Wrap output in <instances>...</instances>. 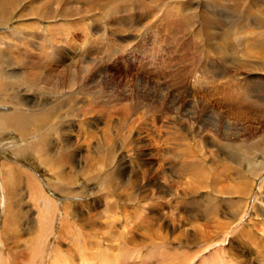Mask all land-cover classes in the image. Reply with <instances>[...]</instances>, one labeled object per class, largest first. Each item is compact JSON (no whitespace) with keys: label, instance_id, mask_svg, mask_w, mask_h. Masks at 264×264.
Instances as JSON below:
<instances>
[{"label":"rangeland","instance_id":"rangeland-1","mask_svg":"<svg viewBox=\"0 0 264 264\" xmlns=\"http://www.w3.org/2000/svg\"><path fill=\"white\" fill-rule=\"evenodd\" d=\"M9 1H3L12 5L4 7L0 22V115L42 112L44 120H26L20 132L0 127V175L7 167L29 175L51 207L40 213L34 192L9 173L2 191L0 177L1 263L44 264L47 256L37 260L36 251L50 231V244L59 243L67 257L72 253L69 259L83 251L89 264H119L124 254L133 262L140 243L145 264H264V63L252 61L246 50L253 39L249 29L224 35L219 0H132L126 15L111 0H100L101 10L94 11L81 0L72 2L77 8L62 6L64 0ZM186 5H199L196 14L183 11ZM68 12L70 31L63 30ZM38 13L53 21L46 25ZM128 27L136 31L125 43L120 31L130 35ZM174 28H181L176 36ZM210 77L220 82L211 85ZM146 87L155 89L146 93ZM194 99L205 100L209 114ZM42 147L50 149L48 157L37 155ZM45 216L52 217L48 224ZM125 241L130 250L118 253Z\"/></svg>","mask_w":264,"mask_h":264},{"label":"bare ground","instance_id":"bare-ground-1","mask_svg":"<svg viewBox=\"0 0 264 264\" xmlns=\"http://www.w3.org/2000/svg\"><path fill=\"white\" fill-rule=\"evenodd\" d=\"M3 1H6V0H0V22H1V20H2V17H3V14H4V11H3V14H2V10H4V7H8V6H11L12 4H9V2H8V6H6V2H3ZM27 1V0H26ZM54 1V0H53ZM63 1V0H62ZM75 1L76 0H64V5H62V6H68L69 4H71V7L73 6V8H77V6H75L74 7V5H72V2H74L75 3ZM79 1V0H78ZM81 1H83L82 2V5H87L88 7H91L90 9H93L92 7L94 6V8L96 9V7L97 6H99L100 4H99V2H100V0H81ZM102 1V0H101ZM103 1H105V0H103ZM111 1H113V2H115L116 4L117 3H119V5H118V8L119 9H121L120 10V13L123 15H126V13L128 12V9L127 8H129V6H127L128 4H130V2L132 1V0H111ZM135 1V0H134ZM133 1V2H134ZM203 2L205 1V0H202ZM208 1V0H207ZM11 2H13V0L11 1ZM21 2H22V0H21ZM23 2H24V0H23ZM34 2H37V0H29V3H34ZM48 2V1H47ZM59 2V1H58ZM80 2V1H79ZM107 2V1H106ZM113 2H112V6H113ZM210 2V1H209ZM213 4H215V7L216 8H218L219 6L217 5V2L216 1H211ZM18 2H16V4H17ZM26 3V2H25ZM28 3V4H29ZM50 3V2H49ZM62 3V2H61ZM73 3V4H74ZM84 3V4H83ZM174 3H177V1H174ZM219 3L221 4V6H222V8H223V11H224V15L225 16H220L219 17V25L221 26V31L223 32V34L224 35H226V34H228L229 32H231V31H233V30H237V29H244V28H248L249 29V36L250 35H252L253 36V39H252V41L251 42H249V43H247L246 44V50L250 53V56H251V59H253L252 61H254L255 59L256 60H258V61H262L263 63H264V0H219ZM2 4H4V6L2 5ZM19 4H20V2H19ZM23 4V3H22ZM56 4V2L54 3V5ZM105 4H109V3H105ZM206 4H208V3H206ZM27 5V4H26ZM50 5H52V4H50ZM53 5V6H54ZM57 6L56 7H60L59 6V3H57L56 4ZM61 5V4H60ZM77 5V4H76ZM17 6V5H16ZM28 6V5H27ZM26 6V7H27ZM61 6V7H62ZM87 6H84V7H86V9L87 10H90V9H88L87 8ZM96 6V7H95ZM102 6V5H101ZM105 6V5H104ZM103 6V7H104ZM107 6V5H106ZM110 6V5H109ZM109 6L107 7V8H109ZM114 6H116V5H114ZM199 5H196L195 6V8L193 9V10H191V8H190V6L189 5H186L185 7H182V10L184 11H186V12H194L195 14H196V9H197V7H198ZM14 7V6H13ZM47 7V6H46ZM55 7V6H54ZM60 7V8H61ZM68 7H70V6H68ZM70 7V8H71ZM84 7H82L81 9H84ZM203 7L205 8V4L203 5ZM211 7V6H210ZM10 9L12 8V7H9ZM19 8V7H18ZM27 8H29V7H27ZM47 8H49V7H47ZM62 8H65V7H62ZM100 8H102V7H100ZM100 8H98L97 7V9H100ZM106 8V7H105ZM114 8V7H113ZM204 8H202L201 6H200V11L201 10H203ZM209 8V7H208ZM20 10L22 9L21 7L19 8ZM24 9V8H23ZM26 9V8H25ZM34 9V8H33ZM32 9V13H33V11L34 10H36V8L33 10ZM49 9H51V8H49ZM54 9V11H55V8H53ZM52 9V10H53ZM59 9V8H58ZM66 9H68V8H65V10ZM80 9V10H81ZM86 9H84L85 11H87ZM175 9H176V7H175ZM9 9H7V11H8ZM14 10H15V8H14ZM57 10V9H56ZM64 9H62V11H63ZM63 11V12H65L66 13V11ZM76 9H74V10H72V11H75ZM79 9H77V11H78ZM83 10V11H84ZM101 10V9H100ZM109 10V9H108ZM107 10V11H108ZM207 10V9H206ZM210 10V9H209ZM241 10L243 11V12H241ZM6 11V12H7ZM10 11V10H9ZM18 11V10H17ZM23 11V10H22ZM26 11V10H25ZM30 12H31V10H29ZM71 11V12H72ZM76 11V12H77ZM82 11V10H81ZM82 11V12H83ZM91 11V10H90ZM90 11H87V12H90ZM93 11H94V9H93ZM96 11H98V10H96ZM177 11V10H176ZM38 12H39V9H38ZM71 12H68L67 14L69 15H71L72 16V14H71ZM75 12V13H76ZM80 12V11H79ZM86 12V13H87ZM210 12V11H209ZM22 13H24V12H22ZM26 13V12H25ZM37 13V12H36ZM44 13V12H43ZM52 14H53V12H51ZM55 13H56V11H55ZM59 13V12H58ZM207 13H208V11H207ZM211 13V12H210ZM5 14H8V13H5ZM13 14H14V12H13ZM17 14V13H16ZM42 14V13H41ZM57 14V13H56ZM62 14H64V13H62ZM66 14V15H67ZM76 14H78L79 15V13L77 12ZM81 14V13H80ZM82 14H84V15H86L85 17H87V14H85L84 12L82 13ZM82 14H81V16H82ZM103 14H105L104 12H103ZM138 14V13H137ZM209 14V13H208ZM11 15V14H10ZM19 15V14H18ZM21 15V14H20ZM38 15H39V13H38ZM58 15V14H57ZM67 15V16H68ZM68 16L69 17V19L68 20H66V19H64L62 16V19H64L65 21L63 22V23H68L69 22V20L71 19V16ZM108 15V14H107ZM135 15V14H134ZM151 15V14H150ZM200 15V14H199ZM8 16V15H7ZM14 16V15H13ZM32 16L33 15H31V17H27L28 19L29 18H32ZM50 16H51V14H50ZM56 16V15H55ZM74 16V15H73ZM76 16V15H75ZM90 16V15H89ZM194 16V15H193ZM201 16V15H200ZM203 14H202V17H201V19L203 18ZM19 17V16H18ZM18 17H16L17 18V20L18 19H20V17H22V15L18 18ZM36 17V16H35ZM39 17H40V15H39ZM57 17V16H56ZM56 17H54V18H56ZM60 16L58 15V18H59ZM80 17V16H79ZM83 17V16H82ZM81 17V18H82ZM84 17V18H85ZM128 17H130V16H128ZM9 18V17H8ZM11 18H12V15H11ZM16 18H14L15 20H16ZM33 18H34V16H33ZM54 18H52V19H54ZM57 18V19H58ZM75 19H76V17H74ZM91 18V17H90ZM209 18H210V16H209ZM4 19H6V18H3V20ZM35 19V18H34ZM38 19V18H37ZM56 19V20H57ZM60 19V18H59ZM92 19V18H91ZM97 19V18H96ZM196 19H197V17H196ZM195 19V16H194V18L192 17V20H196ZM205 19V18H204ZM2 20V21H3ZM21 20V19H20ZM32 20V19H31ZM40 20L41 21H44L45 22V24L47 25L48 23H50V22H52L53 20H51V18L49 17V16H47V15H44V14H42L41 15V17H40ZM74 20V19H73ZM78 20V19H77ZM83 20V19H82ZM85 20V19H84ZM187 20V19H186ZM191 20V19H190ZM189 20V21H190ZM191 20V21H192ZM199 21H201L200 19H198ZM6 21V20H5ZM11 21V20H10ZM87 22H88V20H86ZM120 21V20H119ZM197 22V24H200V25H203V23L201 22ZM9 22V21H8ZM80 22V21H79ZM78 22V23H79ZM100 22V21H99ZM106 23L107 22H109V20H106L105 21ZM117 22V21H116ZM187 22V21H186ZM204 22H206V21H204ZM209 22V21H208ZM6 23V22H5ZM20 23V22H19ZM70 23H72V20L70 21ZM70 23H68L67 24V26H69V24ZM135 23V22H134ZM134 23H132V25L130 26V27H132L133 25H134ZM188 23V22H187ZM210 23V22H209ZM1 24H3L4 25V23L3 22H1ZM17 24V23H16ZM29 24L31 25V23L29 22ZM35 24V23H34ZM41 24H42V22H40V24H39V26H41ZM64 24V25H65ZM76 23H74V25H75ZM189 24V23H188ZM195 24V23H194ZM207 23H204V25H206ZM2 25V26H3ZM20 25V24H19ZM28 25V24H27ZM29 25V26H30ZM33 25V24H32ZM38 24H36V26H37ZM60 24H58L57 26H59ZM72 25V24H71ZM73 25V26H74ZM81 25V24H80ZM178 25H179V23H178ZM187 25V24H186ZM190 25V24H189ZM7 26V25H6ZM17 26V25H16ZM21 26H22V24H21ZM26 26V25H25ZM25 26H23V27H25ZM77 26V25H76ZM75 26V27H76ZM101 26V25H100ZM116 26V25H115ZM114 26V27H115ZM188 26V25H187ZM190 26H193V25H190ZM5 26H3V27H0V28H4ZM27 27V26H26ZM33 27V26H32ZM53 28L52 29H54V27H55V25L54 26H52ZM72 27V26H71ZM92 27V26H91ZM95 27V26H94ZM130 27H128L129 29L127 30V31H129L128 33H130V35H128L127 34V36H125V29L124 30H121L120 31V34H121V36H123V39L121 38L120 40L122 41V42H127V40H128V38H132L133 36V33H135V31H136V29H132V28H130ZM198 27V26H197ZM202 27V26H201ZM207 27H209V26H207ZM206 27V28H207ZM18 28H19V26H18ZM21 28V27H20ZM19 28V29H20ZM38 28V27H37ZM36 28V29H37ZM50 28V27H49ZM58 28V27H57ZM65 28V29H64ZM66 28H70V26L69 27H63V30H68V29H66ZM73 28L74 27H72L71 29L73 30ZM82 28V27H81ZM123 28V27H122ZM192 28H194V27H192ZM199 28H200V26H199ZM40 29V28H39ZM79 29V28H78ZM178 29H180L181 30V28H178ZM190 29H191V27H190ZM201 29V28H200ZM208 29H210V28H208ZM14 29H12V31H13ZM62 30V31H63ZM75 30H77L76 28H75ZM75 30H73V31H75ZM108 30V29H107ZM113 30V29H112ZM168 30V29H167ZM172 30V29H171ZM174 30L176 31L177 29H173V33L175 34V32H174ZM180 30L178 31V32H180ZM192 30V29H191ZM197 30H199V29H197ZM15 31V30H14ZM20 31V30H19ZM68 31H70V29L68 30ZM73 31H72V33H73ZM115 31V30H114ZM118 31V30H117ZM195 31V30H194ZM241 31V30H240ZM253 31H256V33H254ZM16 32V31H15ZM25 32V31H24ZM79 32V31H78ZM168 32V31H167ZM170 32V31H169ZM191 32V31H190ZM202 32V31H201ZM204 32V31H203ZM214 32V31H213ZM62 33V32H61ZM108 33L110 34V37H115V34L114 33H110L109 31H108ZM116 33V32H115ZM196 33H198V32H196ZM219 33V32H218ZM10 34V33H9ZM18 34V33H17ZM24 34V33H23ZM26 34V33H25ZM24 34V35H25ZM69 34V33H68ZM75 34V33H74ZM191 34H192V32H191ZM190 34V35H191ZM193 34L195 35V32H193ZM19 35V34H18ZM22 35V34H21ZM65 35H66V33H65ZM198 35V34H197ZM213 35H215V34H213ZM2 36H4V35H2ZM134 36H135V34H134ZM137 36V35H136ZM175 36H176V34H175ZM1 37V36H0ZM108 37V36H107ZM138 37V36H137ZM19 38H20V36H19ZM109 38V37H108ZM205 38V37H204ZM226 38H228V36L226 37ZM25 39V38H24ZM200 39V38H199ZM207 39V38H206ZM229 39H230V37H229ZM111 40V39H110ZM15 41H16V39H15ZM115 41V40H114ZM200 41H203V40H200ZM204 41H205V39H204ZM206 41H208V40H206ZM230 41V40H229ZM18 42V41H17ZM117 42V41H116ZM209 42V41H208ZM32 43V42H31ZM129 43V42H128ZM60 44V43H59ZM211 44V43H210ZM210 44H209V46H210ZM143 45V44H142ZM206 45V44H205ZM213 45V44H212ZM215 45V44H214ZM226 45V44H225ZM224 45V46H225ZM40 46V45H39ZM65 46V45H64ZM171 46V45H170ZM199 46V45H198ZM208 46V45H207ZM1 47V46H0ZM22 47H24V46H22ZM226 47H227V45H226ZM112 48V47H111ZM165 48V47H164ZM183 48V47H182ZM205 48V47H204ZM225 48V47H224ZM22 49V48H21ZM166 49V48H165ZM126 50V49H125ZM60 51V50H59ZM219 51H220V49H219ZM226 52V51H225ZM236 53V52H235ZM74 54V53H73ZM123 54V53H122ZM232 54V53H231ZM230 53H229V55H231ZM239 54V53H238ZM75 55V54H74ZM243 55V54H242ZM35 56V55H34ZM224 56H226V55H224ZM234 56V55H233ZM232 56V57H233ZM32 58V57H31ZM109 59H110V57H109ZM36 60H38V59H36ZM34 62H35V60H33ZM40 61V60H39ZM200 61V60H199ZM30 62H31V59H30ZM37 62V61H36ZM35 62V63H36ZM255 62V61H254ZM35 63H32V64H35ZM256 63V62H255ZM258 63V62H257ZM50 65V64H49ZM75 65V64H74ZM234 65V64H233ZM248 65V64H247ZM251 65V64H250ZM250 65H248V66H250ZM51 66H53V65H51ZM94 66V65H93ZM214 66V65H213ZM259 68L261 67V66H259V64L257 65ZM90 67V66H89ZM234 67H235V65H234ZM233 67V68H234ZM253 67V66H252ZM11 68V67H10ZM30 68V67H29ZM67 68V67H66ZM249 68V67H248ZM262 68V67H261ZM13 70L15 69V68H12ZM19 69V68H18ZM21 69H22V67H21ZM97 69V68H96ZM220 69V68H219ZM237 69V68H236ZM263 69V68H262ZM234 70V69H233ZM238 70H240L239 68H238ZM250 70V69H249ZM18 71V70H17ZM217 71V70H216ZM13 72V71H12ZM28 72V71H27ZM237 72V71H236ZM24 73V72H23ZM40 73V72H39ZM213 73H215L214 71H213ZM218 73V72H217ZM223 73V72H222ZM228 73V72H227ZM264 73V72H263ZM29 74H30V72H29ZM221 73H219V75H220ZM237 74H238V72H237ZM258 74V73H257ZM44 75H46V74H44ZM73 75V74H72ZM201 75V74H200ZM207 75V74H206ZM223 75V74H222ZM222 75H221V77H222ZM224 75H225V73H224ZM106 76V75H105ZM213 76H216V75H213ZM230 75H228V77H229ZM232 76V75H231ZM230 76V77H231ZM243 76V75H242ZM263 76H264V74H263ZM212 77V76H211ZM210 77V80L211 79H213V78H211ZM221 77H220V79H221ZM229 77V78H230ZM241 77V76H240ZM215 78V77H214ZM223 78V77H222ZM224 78H227L226 76L224 77ZM224 78L222 79V80H224ZM243 78V77H242ZM217 79V78H216ZM216 79L214 80V82L212 81V83H211V85H214V84H216L217 85V81H216ZM240 79V78H239ZM24 80V79H23ZM29 80H30V78H29ZM86 80V79H85ZM227 80V79H226ZM225 80V81H226ZM259 80V79H258ZM27 81V80H26ZM31 81V80H30ZM74 81V80H73ZM156 81V80H155ZM216 81V82H215ZM228 81H229V79H228ZM232 82H233V80H231ZM6 82V81H5ZM20 82V81H19ZM110 82V81H109ZM140 82V81H139ZM138 82V86L141 84V83H139ZM205 82H206V80H205ZM218 82H220V80L218 81ZM222 82V81H221ZM227 82V81H226ZM230 82V81H229ZM22 83V82H21ZM78 83V82H77ZM201 83H203V82H201ZM209 83H210V81H209ZM11 84V83H10ZM31 84V83H30ZM100 84V83H99ZM206 84V83H205ZM227 84V83H226ZM264 84V83H263ZM2 85V84H1ZM5 85V84H4ZM3 85V86H4ZM25 85V84H24ZM79 85V84H78ZM248 85L249 84H247L245 87L247 88L248 87ZM19 86H20V84H19ZM18 86V87H19ZM29 86V85H28ZM27 86V87H28ZM107 86V85H106ZM144 86V85H143ZM165 86V85H164ZM206 86H207V84H206ZM226 86V85H225ZM21 87V86H20ZM30 87H32V86H30ZM142 87V86H141ZM227 87H228V85H227ZM244 87V88H245ZM254 87V86H253ZM22 88V87H21ZM20 88V89H21ZM171 88H173V87H171ZM206 88V87H205ZM226 88V87H225ZM245 88V93H244V91H243V94H241L240 92V94L242 95V97H241V101L242 100H244V99H246V97H247V93H246V89ZM48 89V88H47ZM85 89V88H84ZM145 89V88H144ZM146 93H147V91L148 90H152V89H155V88H147L146 87ZM167 89V88H166ZM208 89V88H207ZM249 89V88H248ZM70 90H71V88H70ZM177 90V89H176ZM179 90V89H178ZM201 90V89H200ZM228 90V89H227ZM23 91V90H22ZM73 91V90H72ZM71 91V92H72ZM5 92V91H4ZM30 92H31V90H30ZM35 92V91H34ZM126 92V91H125ZM181 92V91H180ZM225 92V91H224ZM264 92V91H263ZM174 93V92H173ZM177 93V92H176ZM182 93V92H181ZM227 93V92H226ZM239 93H237V95H239ZM180 94V93H179ZM191 94V93H190ZM235 94V93H234ZM60 95V94H59ZM120 95V94H119ZM122 95V94H121ZM139 95V94H138ZM146 95V94H145ZM145 95H144V97H145ZM25 96V95H24ZM24 96H22V97H24ZM31 96V95H30ZM80 96V95H79ZM143 96V95H142ZM147 96H148V94H147ZM162 96H163V94H162ZM264 96V95H263ZM20 97V96H19ZM139 98H140V95L138 96ZM164 97V96H163ZM166 97V96H165ZM229 97H232V95L231 96H229ZM131 98V97H130ZM141 98H143V97H141ZM144 100L143 101H145V98H143ZM161 99V98H160ZM142 100V99H141ZM216 100V99H215ZM227 100V99H226ZM225 100V101H226ZM234 100V99H233ZM263 101H264V99H262ZM39 101V100H38ZM78 101V100H77ZM140 101V100H139ZM165 101V100H164ZM167 101V100H166ZM205 101V100H204ZM204 101H201V99H199V100H193V101H191L193 104H195L196 106H201L202 108H203V110L205 111V112H207V103L204 105ZM229 101L231 102V100L229 99ZM228 100H227V102H229ZM138 102V101H137ZM174 102V101H173ZM177 102V101H176ZM239 103V101H235L234 100V103ZM258 102H261V101H257L256 103H258ZM144 103H146V102H144ZM167 103V102H166ZM237 103V104H238ZM171 104H172V102H171ZM170 104V105H171ZM228 104V103H227ZM237 104H234V105H236V107L238 108V107H243V106H241L240 104L239 105H237ZM253 103L251 102L250 103V105L249 106H251ZM20 105V104H19ZM157 105V104H156ZM160 105V104H159ZM234 105H233V107H234ZM25 106V105H24ZM150 106V105H149ZM164 106V105H163ZM168 106V105H167ZM249 106H247L248 108H249ZM260 106V105H259ZM21 107H22V105H21ZM178 107V106H177ZM254 107H255V105H254ZM253 107V108H254ZM25 108V107H24ZM149 108V107H148ZM175 108V107H174ZM201 108V109H202ZM212 108V107H211ZM210 108V109H211ZM225 108V107H224ZM259 108H261V106L259 107ZM19 109V108H18ZM23 109V108H22ZM175 109H177V108H175ZM239 109H241V108H239ZM246 109V108H245ZM249 109H252V107L251 108H249ZM255 109V108H254ZM257 109V108H256ZM14 110V109H13ZM199 110V109H198ZM243 110V109H242ZM37 111V110H36ZM190 111V110H189ZM201 111V110H200ZM247 111H249L248 109H247ZM251 111H253V110H251ZM250 111V112H251ZM257 111V110H256ZM12 112V111H11ZM15 113H12V114H2V115H0V127L2 128V130H4V129H17L19 132L23 129V126H24V124H25V122H26V120H28V121H31V122H33V124L34 123H37V122H39V121H41V120H44V117H43V113L41 112V113H34V112H31V113H28V114H20L19 113V111L17 110V111H14ZM40 112V111H39ZM245 112V111H244ZM208 113V112H207ZM253 113V112H252ZM194 114H196V113H194ZM209 114V113H208ZM45 115V114H44ZM48 115V114H47ZM199 115V114H198ZM227 115V114H226ZM230 115V114H229ZM240 115V114H239ZM206 116V115H205ZM236 116V115H235ZM241 116V115H240ZM242 117V116H241ZM206 118V117H205ZM235 118V117H234ZM242 119V118H241ZM198 120V119H197ZM208 120V119H207ZM44 122V121H43ZM237 122V121H236ZM212 123V122H211ZM197 124H199V123H197ZM39 125V124H38ZM37 125V126H38ZM219 125V124H218ZM42 126V125H41ZM37 129V128H36ZM210 130V129H209ZM13 131V130H12ZM14 132V131H13ZM38 132V131H37ZM45 132V131H44ZM207 132V131H206ZM32 134V133H31ZM38 134V133H37ZM193 134V133H192ZM33 135V134H32ZM54 135V134H53ZM61 135V134H60ZM231 135V134H230ZM37 136V135H36ZM35 136V137H36ZM44 136V135H43ZM14 137V136H13ZM196 138V137H195ZM21 139V138H20ZM25 140V139H24ZM49 140V139H48ZM54 140V139H53ZM62 140V139H61ZM227 140V139H226ZM40 141V140H39ZM22 142V141H21ZM41 142H43V140L41 141ZM41 142H39V143H41ZM45 143V142H44ZM48 143V142H47ZM51 143V142H50ZM49 143V144H50ZM60 143V142H59ZM63 143V142H62ZM221 143V142H220ZM36 144V143H35ZM72 145V144H71ZM75 145H76V143H75ZM102 145V144H101ZM221 145V144H220ZM33 146V145H32ZM39 146H42V145H40L39 144ZM38 146V147H39ZM45 146H46V144H45ZM51 146V145H50ZM248 146V145H247ZM262 146H264V143L262 144ZM73 147V146H72ZM249 147V146H248ZM35 148V147H34ZM33 148V149H34ZM36 148H37V145H36ZM47 148V147H46ZM46 148H43L42 147V149L41 150H38V152H37V155L39 156V158H41V157H48V153H50L49 152V150L48 149H46ZM26 149V148H25ZM25 149H23V150H25ZM32 149V148H31ZM237 149V148H236ZM241 150H242V148H240ZM28 150H29V148H28ZM55 150V149H54ZM249 150H251V149H249ZM34 151H35V149H34ZM34 151H32L33 153H34ZM256 151V150H255ZM23 152V151H22ZM24 152H26V151H24ZM31 152V151H30ZM31 152V153H32ZM35 152V153H36ZM57 152V151H56ZM235 152H236V150H235ZM260 152V151H259ZM29 153V152H28ZM53 153H54V151H53ZM237 153V152H236ZM239 153V152H238ZM244 153V152H243ZM26 154V153H25ZM66 154V153H65ZM70 154V153H69ZM239 155V154H238ZM241 155V154H240ZM243 156H245V155H243ZM37 157V156H36ZM63 157V156H62ZM61 157V158H62ZM237 158V157H236ZM262 158V157H261ZM28 161V160H27ZM245 161V160H244ZM232 162V161H231ZM246 162V161H245ZM254 163V162H253ZM67 165V164H66ZM5 166V165H4ZM7 166V165H6ZM10 166V165H9ZM251 166H253V165H251ZM3 168V167H2ZM79 168V167H78ZM73 170V169H72ZM199 172H201L200 170H199ZM1 173L2 174H4L3 175V177H1V175H0V177L3 179V182L1 183V186H2V191H4L5 189H6V181H7V179H5V174H7V173H9L10 174V176H11V178H13L15 181L17 180V179H20V180H22L23 181V188L24 189H26L27 190V192H28V194H32L33 192H34V197H33V202H34V204L36 205V207L38 208V210H39V212L40 213H42V212H45V209L46 208H48V206H49V204H50V207H51V203H50V198L47 196V194H45L44 192H43V190L42 189H40V191L38 190V185H37V181L36 180H33L29 175H26V174H23V173H21V172H19L18 170L16 171V169L14 168V167H7L6 168V171L3 169V170H1ZM202 173V172H201ZM200 173V174H201ZM67 174V173H66ZM31 175V174H30ZM201 176V175H200ZM202 176H203V174H202ZM66 177V176H65ZM6 178H7V175H6ZM17 178V179H16ZM237 181V180H236ZM18 182H20L19 180H17L16 181V183H18ZM69 185V184H68ZM0 186V187H1ZM16 184H15V188H16ZM72 186V185H71ZM14 188V187H13ZM19 188V187H18ZM17 188V189H18ZM9 189V188H8ZM15 190V189H14ZM17 191V190H16ZM168 191V190H167ZM166 191V192H167ZM8 193V192H7ZM18 193V192H17ZM23 193V192H22ZM71 193V192H70ZM168 193V192H167ZM198 193V192H197ZM14 195H15V193H14ZM20 195V194H19ZM36 195H38V200L36 199ZM76 195V194H75ZM1 196V195H0ZM69 196V195H68ZM15 197V196H14ZM206 197V196H205ZM204 197V198H205ZM7 198H8V195H7ZM19 199V198H18ZM192 199V198H191ZM198 199V198H197ZM203 199V198H202ZM32 200V199H31ZM217 200V199H216ZM19 201H21V200H19ZM215 201V200H214ZM22 202V201H21ZM219 202V201H218ZM23 203V202H22ZM21 203V204H22ZM10 204V203H9ZM1 205H2V203H1ZM211 205V204H210ZM15 207V206H14ZM14 207H13V209H14ZM21 207V206H20ZM16 208V207H15ZM197 208V207H196ZM24 210H25V208H23ZM177 210V209H176ZM76 211V210H75ZM197 211V210H196ZM24 212V211H23ZM69 212V211H68ZM193 213V212H192ZM53 214H55V211H54V213ZM76 214V213H75ZM179 214V213H178ZM259 214H260V216H261V218L260 219H262L263 220V222H264V211L263 210H261L260 212H259ZM20 216V215H19ZM49 216V215H48ZM48 216H45V217H43L42 218V221L44 220L45 222H47V223H45V224H48V220H51V218L49 217V219H48ZM88 216V215H87ZM90 216V215H89ZM17 217V216H16ZM91 217V216H90ZM30 218V217H29ZM94 218V217H93ZM37 219H39L40 220V217H39V215L36 217V218H34V220H32V221H39V220H37ZM84 219V218H83ZM74 220V219H73ZM84 221V220H83ZM85 223V222H84ZM87 223V222H86ZM72 224V223H71ZM81 224V223H80ZM150 224V223H149ZM84 225V224H83ZM82 225V226H83ZM164 225V224H163ZM222 225V224H221ZM28 226H29V228H30V231L32 230V232H36V229L37 228H35L33 225H30V224H28ZM49 226H50V224H49ZM52 226V225H51ZM79 226V225H78ZM76 227V226H75ZM85 229V228H84ZM83 229V230H84ZM89 229V228H88ZM122 229V228H121ZM77 230V229H76ZM127 230H128V228H127ZM161 230V229H160ZM199 230V229H198ZM28 231H29V229H28ZM68 231H70V230H68ZM121 231V230H120ZM162 231V230H161ZM84 232V231H83ZM86 232V231H85ZM122 232V231H121ZM127 232V231H126ZM130 233V232H129ZM161 233V232H160ZM79 234V233H78ZM81 234V233H80ZM102 234H104V233H102ZM122 234V233H121ZM156 234V233H155ZM86 235H87V233H86ZM158 235H159V233H158ZM157 235V236H158ZM53 236V233H50V231L47 233V234H45V238L43 237V238H41V242L44 240V242L43 243H41V245L39 246V248L37 249L38 251H36V252H38V254H37V256L35 257V259H39L40 261H44L45 260V255L47 256L46 258H47V261L44 263V264H89V262H91L90 260H88L89 262H87V260H85L84 259V257H83V251H81L80 253H78V257H76L75 256V259H69L68 257H69V255H71V254H69L68 255V257L64 254V253H62V251H61V249L58 247V245H59V243H57L56 241L53 243V244H50V240H51V237ZM94 236V235H93ZM96 236V235H95ZM109 236V235H108ZM140 236V235H139ZM88 237H89V234H88ZM87 237V238H88ZM97 237V236H96ZM113 237H114V235H113ZM93 239V238H92ZM107 239V238H106ZM137 239V238H136ZM76 240V239H75ZM110 240H112L113 241V239H110ZM131 240V239H130ZM157 241V240H156ZM91 242V241H90ZM92 242H94V241H92ZM216 242V241H215ZM97 243V242H96ZM140 243V242H139ZM158 243V242H157ZM166 243V242H165ZM197 243V242H196ZM220 243V242H219ZM34 244V243H33ZM82 244V243H81ZM94 244V243H93ZM127 244H129V241H125V242H123V244L121 245V246H117L118 247V253H119V249L120 250H124V252H126V250H130L127 246H125V245H127ZM49 245H51V246H49ZM117 245V244H116ZM119 245V244H118ZM143 245H144V243H140L139 245H133L134 246V249L133 250H135L136 251V253H135V261H133V262H129L128 261V254L127 255H125L124 253V257H123V259H124V261H122L121 263H120V258L118 259V262H119V264H145V263H143V259H144V255L146 256V254L144 253V250L142 249V248H144L143 247ZM163 245V244H162ZM88 246V245H87ZM99 246V245H98ZM109 246V245H108ZM125 246V247H124ZM209 246V245H208ZM208 246H206V247H208ZM117 247H115V248H117ZM84 248V247H83ZM98 248V247H97ZM168 248V247H167ZM209 248V247H208ZM48 249V250H47ZM45 250H47L46 252H47V254H45L46 252H45ZM50 250V251H49ZM97 249H95V251H96ZM112 250V249H111ZM221 250V249H220ZM49 251V252H48ZM102 250H101V248H99V251H97V256L99 257L100 255H102L101 252ZM165 251V250H164ZM202 251H205V250H202ZM217 251V250H216ZM107 252V251H106ZM113 252V251H112ZM111 252V253H112ZM129 252V251H128ZM205 252H207V251H205ZM223 252V251H222ZM87 253V252H86ZM85 253V254H86ZM89 253V252H88ZM104 253V252H103ZM116 253V252H115ZM164 253H166V252H164ZM199 253V252H198ZM74 254V253H73ZM84 254V255H85ZM92 254V253H91ZM184 254V253H183ZM201 254V253H200ZM219 254H222V253H220L219 252ZM176 255V254H175ZM74 256V255H73ZM86 256V255H85ZM92 256V255H91ZM0 257H1V254H0ZM43 257H44V260H43ZM72 257V256H71ZM88 257V256H87ZM96 257V256H95ZM114 257H115V255H114ZM129 257H131V256H129ZM175 257V256H174ZM90 258V257H89ZM97 258V257H96ZM109 258V257H108ZM133 258V257H132ZM147 258V257H146ZM146 258H145V260H146ZM2 259H4V258H0V264H10L9 263V261L7 260V258H6V260H3V262L1 263V261H2ZM91 259H93V257H91ZM106 260H109V259H107V258H105ZM110 259H112V258H110ZM130 259V258H129ZM134 259V258H133ZM132 259V260H133ZM189 259V258H188ZM191 259H193V258H191ZM36 260V261H37ZM132 260H130V261H132ZM176 260H178V259H176ZM94 261V260H93ZM100 261V260H99ZM110 261V260H109ZM117 261V260H116ZM35 262V261H34ZM32 263V264H35V263ZM96 262V261H95ZM94 262V263H95ZM92 263V262H91ZM148 263V262H147ZM163 263V262H162ZM108 264H114V262H110V263H108ZM175 264V263H174ZM185 264V263H184ZM236 264V263H235ZM240 264V263H239ZM253 264V263H252Z\"/></svg>","mask_w":264,"mask_h":264}]
</instances>
